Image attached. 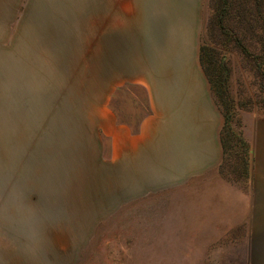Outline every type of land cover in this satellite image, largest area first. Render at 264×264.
Returning a JSON list of instances; mask_svg holds the SVG:
<instances>
[{
	"label": "crops",
	"instance_id": "obj_1",
	"mask_svg": "<svg viewBox=\"0 0 264 264\" xmlns=\"http://www.w3.org/2000/svg\"><path fill=\"white\" fill-rule=\"evenodd\" d=\"M32 2L34 35L48 29L53 40L33 55L28 85L48 93L49 109L59 101L71 112H50L49 133L25 139L48 179L0 199V264H74L100 223L125 211L151 252L264 236L250 232V220H264V124L250 210L220 172L224 115L200 61L204 0Z\"/></svg>",
	"mask_w": 264,
	"mask_h": 264
},
{
	"label": "rangeland",
	"instance_id": "obj_2",
	"mask_svg": "<svg viewBox=\"0 0 264 264\" xmlns=\"http://www.w3.org/2000/svg\"><path fill=\"white\" fill-rule=\"evenodd\" d=\"M225 2L229 8L224 17L220 7ZM32 5V0H0V149L8 152L7 156L0 155V199L20 197V192L32 191L20 189L24 184L31 187L48 179V173H41L38 166L40 158L31 157L30 151H26L29 150L26 145L34 141L25 139L49 133L47 118L50 112L58 116L65 111L67 115L71 112L68 108H60L59 101L56 107L49 109L48 93L45 90L35 93L32 84L28 85L32 79L33 55L39 56L42 52L47 55L45 44L41 43L53 40L47 34L48 29L44 36L39 35L40 32L34 35L39 25L28 19L26 11ZM88 31L90 37L95 38L96 30ZM35 37L41 42L35 41ZM199 44L200 53L206 58L205 67L225 82L224 94L218 93L214 99L223 115L228 116L227 129L236 136V141L242 138L249 147L248 174L242 171L240 160L244 152L235 140L230 144L232 150L220 172L232 181L238 192L249 195L251 210L255 198L252 187L256 132L264 124V0H204ZM95 47V44L90 45L94 51ZM25 58L30 60L29 70H26ZM43 97L45 102L41 103ZM258 136L260 162L264 153V133ZM238 160L240 165H237ZM1 203L5 202L0 201V207L4 206ZM8 207L9 211L17 209L16 205ZM139 223L130 220L127 211L125 215L118 213L101 222L80 249L74 264L264 263V236L250 233L249 236L200 238L205 247H186L196 251L151 252L156 246L146 244L151 240L144 237ZM251 223H255V231L250 232L264 233V220H250V228ZM201 248L206 250L198 251Z\"/></svg>",
	"mask_w": 264,
	"mask_h": 264
},
{
	"label": "trees",
	"instance_id": "obj_3",
	"mask_svg": "<svg viewBox=\"0 0 264 264\" xmlns=\"http://www.w3.org/2000/svg\"><path fill=\"white\" fill-rule=\"evenodd\" d=\"M224 5H225V7H224ZM228 8L229 7L227 5V2H225V4H223V6L220 7V11L222 14H224V17L226 16V12H227ZM221 21H222V18H221ZM200 52H201V50H200ZM204 56L205 55L203 52H202V54L200 53L201 65H202V68H203L205 74L208 77V80L210 83V88H211L212 94L215 98V96L218 93L224 94V91L226 88L225 82H224V80L219 79L217 76L215 77V75L212 74L209 71V69L205 67L206 66L205 65L206 64V58ZM209 62L211 63L210 60H209ZM220 96L222 97V95H220ZM222 99H225V98L222 97ZM227 122H228V116L224 113V124H223L222 130H221V144H222V150H223V159H222V163L220 165V169L222 168V166L225 163L229 153L232 150V146L230 145L231 142L233 140H235V138H236V136H234L232 133H229L230 131L227 129ZM236 142L240 143L239 147L241 149H243V152H244V156L240 160L242 171H244L245 174H248L249 173V147H248V144L242 138H239ZM237 165H240L239 160H238Z\"/></svg>",
	"mask_w": 264,
	"mask_h": 264
}]
</instances>
